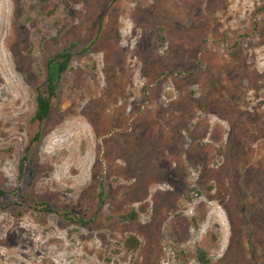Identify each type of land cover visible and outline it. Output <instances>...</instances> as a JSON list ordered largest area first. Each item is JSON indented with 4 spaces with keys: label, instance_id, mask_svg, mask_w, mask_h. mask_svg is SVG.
I'll list each match as a JSON object with an SVG mask.
<instances>
[{
    "label": "rangeland",
    "instance_id": "1",
    "mask_svg": "<svg viewBox=\"0 0 264 264\" xmlns=\"http://www.w3.org/2000/svg\"><path fill=\"white\" fill-rule=\"evenodd\" d=\"M0 190V264H264V0H0Z\"/></svg>",
    "mask_w": 264,
    "mask_h": 264
},
{
    "label": "trees",
    "instance_id": "2",
    "mask_svg": "<svg viewBox=\"0 0 264 264\" xmlns=\"http://www.w3.org/2000/svg\"><path fill=\"white\" fill-rule=\"evenodd\" d=\"M113 2H116L118 0H112ZM160 33V32H159ZM160 39H163L160 36ZM72 57V52L69 50H64L56 54L53 58L48 60L47 66H46V77L41 85H38L35 88V111L33 116L30 119L31 123H36L38 127V131H36L30 139V142L28 146L26 147V151H28L31 146H35L40 141V131L42 124L45 122V120L49 117L51 109L53 107V102L57 96V81L61 77V75L67 70L69 62ZM24 171V163L23 160L19 163L18 166V180H22ZM20 188V184H18L16 190ZM12 194L14 199H11V203L9 205H15V206H22L25 204V199L20 194ZM7 193L3 190H0V198L6 195ZM33 207H39L41 211L44 212H55L60 213L62 216H64L67 220H71L75 223H78L80 225H86L87 222L81 218H77L76 216L70 214L69 212H59L58 210H55L50 204L46 202L36 203ZM135 214L129 213L127 215L121 216L122 219H134ZM124 245L130 249L135 250L138 248L139 241L137 237L130 235L126 238ZM196 257L200 264H209V258L207 255V252L202 249L201 247H196Z\"/></svg>",
    "mask_w": 264,
    "mask_h": 264
}]
</instances>
